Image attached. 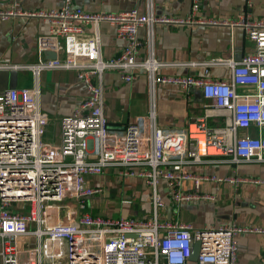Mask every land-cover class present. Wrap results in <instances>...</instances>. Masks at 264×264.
<instances>
[{
    "label": "built area",
    "instance_id": "obj_1",
    "mask_svg": "<svg viewBox=\"0 0 264 264\" xmlns=\"http://www.w3.org/2000/svg\"><path fill=\"white\" fill-rule=\"evenodd\" d=\"M199 3L187 18L157 15L154 0L119 13H91L65 0L58 9L23 12L18 5L0 9V19L38 18L49 23L46 36L38 38V61L12 66L5 61L0 71H31L36 86L9 88L0 93V264H239L237 238L244 233L264 235L261 227L235 224L196 229L192 223L173 220L160 194L165 183L169 199L180 205L215 201L203 193L204 183L264 185V180L236 175H197L190 166L218 157L231 164L264 163V19L248 13L235 20L197 18ZM109 24L124 40L123 51L104 58L99 27ZM210 26L244 30L254 51L240 61L213 60L192 63L204 67L202 76H164L173 66L155 58L154 28ZM90 28L93 34H86ZM147 30L144 43L139 31ZM85 36V37H84ZM146 47V56L140 50ZM53 53L55 58H47ZM230 69L225 80L209 78L210 68ZM47 71H74L85 83L88 97L71 115L58 119V143L44 139L50 118L41 108L39 78ZM122 74L131 82L145 73L151 97L147 115L135 117L125 128L110 126L104 112L102 77ZM198 89L205 100L204 116L186 130L159 126L158 86ZM209 117L223 124L211 128ZM115 169L122 179L142 180L151 188L152 216L147 219L111 218L88 212L91 199L104 188L90 185V178ZM187 183L192 191L185 190ZM67 202L66 206L61 205ZM123 205L132 201L124 199ZM200 242L197 262L190 261Z\"/></svg>",
    "mask_w": 264,
    "mask_h": 264
},
{
    "label": "crops",
    "instance_id": "obj_2",
    "mask_svg": "<svg viewBox=\"0 0 264 264\" xmlns=\"http://www.w3.org/2000/svg\"><path fill=\"white\" fill-rule=\"evenodd\" d=\"M147 0H72L75 7L91 13H119L138 8L145 13ZM196 0H154L157 15L173 18H187L192 13ZM199 11L197 18L235 20L241 14L248 13L252 18L264 19V0H197ZM65 0H0V9L7 10L18 5L23 12H37L61 8ZM49 23L38 18L11 17L0 19V64L5 61L12 66H26L38 61V38L49 33ZM101 51L104 58H115L124 49L125 42L118 37L116 28L109 24L99 27ZM87 35L93 34L89 27ZM85 37V36H84ZM139 37L145 45L147 30L139 31ZM155 58L173 66L164 67L160 74L164 76L204 75L205 68L192 67L189 64L213 60H231L238 62L254 51V44L248 40L244 30L228 27L210 26H167L154 28ZM46 56V55H45ZM140 58L146 56V47L140 50ZM230 69L222 66L210 68L209 78L225 80ZM36 78L31 71L16 69L0 71V92L9 89H30L36 86ZM41 90V108L48 114L50 123L44 139L58 143L60 128L58 119L71 116L88 97L84 82L78 79L74 71L43 72L38 80ZM104 112L112 128L128 126L135 117L145 116L150 110L151 97L145 73H139L131 82H126L121 73L108 71L103 74ZM156 111L159 126L175 131L186 130L189 123L203 117L205 100L198 89L186 90L178 86H158L156 93ZM207 124L217 128L223 124L221 117H209ZM197 175H236L243 178L264 180V163L234 165L226 157H218L203 165L190 166ZM113 177L110 182L109 177ZM91 186H101L107 194L114 197L120 188L121 196L133 198L126 206L129 218L141 219L152 216L151 188L146 182L118 177L115 169H108L102 176L89 179ZM187 183L185 190L192 191ZM105 190V191H106ZM97 196L88 203V212L114 219L119 216L120 208L111 209L103 202L107 194ZM160 194L172 209L171 217L186 223H192L196 229L235 224L240 227L264 228V185L242 184L234 187L229 184L204 183L203 193L212 194L215 201H195L173 204L165 183L161 182ZM129 200V199H128ZM140 204V205H139ZM176 207V210H174ZM106 213V215L104 214ZM124 218V217H123ZM239 264H264V235L244 233L238 236Z\"/></svg>",
    "mask_w": 264,
    "mask_h": 264
},
{
    "label": "rangeland",
    "instance_id": "obj_3",
    "mask_svg": "<svg viewBox=\"0 0 264 264\" xmlns=\"http://www.w3.org/2000/svg\"><path fill=\"white\" fill-rule=\"evenodd\" d=\"M112 178L113 177H109V179H110V182L112 181ZM122 186H119L118 187V191H116V192H114V194H115V196L114 197H111V195H108V194H110V193H108L107 192V190L105 191V193L107 194V199L106 200H104V202H103V204L108 208L110 205H111V209H109L108 211H106V213H108L109 215H113V214H115V213H112V210H113V208H114V206H118L121 210H120V212H119V216H121V217H124V218H129V215L126 213V206H124L123 204H122V201L124 200V199H129V200H131L132 201V203H133V198H125V196H121V194H120V188H121ZM150 199H151V196H150ZM66 203L67 202H62L61 203V205H63V207H65L66 206ZM140 205V204H139ZM174 210H176V207H174ZM106 213H104L105 215H106ZM143 216L144 215H141V216H139V218L141 219V218H143ZM147 219V218H146Z\"/></svg>",
    "mask_w": 264,
    "mask_h": 264
},
{
    "label": "water",
    "instance_id": "obj_4",
    "mask_svg": "<svg viewBox=\"0 0 264 264\" xmlns=\"http://www.w3.org/2000/svg\"><path fill=\"white\" fill-rule=\"evenodd\" d=\"M45 55L47 58H55L56 57V55L53 53H46ZM171 213H172V209L169 208L168 209V217L169 218L171 217ZM200 248H201V244H200V242H197L194 245V249H193V252H192L191 257H190L191 262H193V263L197 262V259H198L199 253H200Z\"/></svg>",
    "mask_w": 264,
    "mask_h": 264
}]
</instances>
